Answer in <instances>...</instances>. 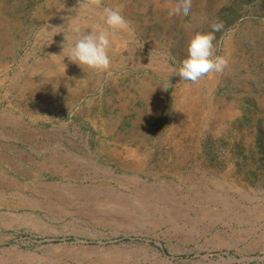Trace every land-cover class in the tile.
I'll list each match as a JSON object with an SVG mask.
<instances>
[{
  "label": "rangeland",
  "instance_id": "rangeland-1",
  "mask_svg": "<svg viewBox=\"0 0 264 264\" xmlns=\"http://www.w3.org/2000/svg\"><path fill=\"white\" fill-rule=\"evenodd\" d=\"M175 2L82 10L132 27L93 71L49 55L78 0H0V264H264V0ZM214 22L227 67L181 79Z\"/></svg>",
  "mask_w": 264,
  "mask_h": 264
},
{
  "label": "clouds",
  "instance_id": "clouds-1",
  "mask_svg": "<svg viewBox=\"0 0 264 264\" xmlns=\"http://www.w3.org/2000/svg\"><path fill=\"white\" fill-rule=\"evenodd\" d=\"M93 6H100V0H92V2L78 0L77 6L68 10L71 15L64 17L65 24L61 26L51 25L57 29V32L53 36L63 33L64 43L59 54L49 55L59 57L65 67L66 65L63 62L67 58L69 62L78 65L82 70L84 68L93 71L108 70L111 65V58L109 56L111 37L117 32L132 31L131 22L125 17L122 9L106 5L102 9V23H95L90 28V31L86 32L84 30L82 32L80 26L74 25L73 21L78 18V14L82 10L91 9ZM180 8H183L186 12L190 10L191 0H176L173 9L170 10H179ZM222 28V22H214L211 25L212 31L206 33L196 32L188 41L187 54L180 60L175 74H178L183 80L196 82L207 74L222 73L227 67L228 61L224 56L216 55L213 44L215 33ZM68 30L75 33L76 37L69 44L68 48L65 49L63 45L67 43L65 33Z\"/></svg>",
  "mask_w": 264,
  "mask_h": 264
}]
</instances>
